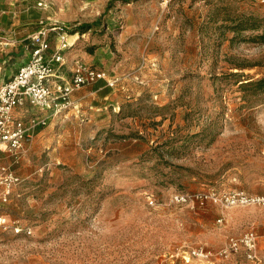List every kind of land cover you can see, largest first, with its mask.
I'll return each mask as SVG.
<instances>
[{
  "label": "rangeland",
  "instance_id": "obj_1",
  "mask_svg": "<svg viewBox=\"0 0 264 264\" xmlns=\"http://www.w3.org/2000/svg\"><path fill=\"white\" fill-rule=\"evenodd\" d=\"M242 15L264 18V0H0L1 78L40 20L65 26L70 75L105 73L61 108L17 107L45 123L0 150L21 179L0 214L23 228L0 230V264H255L242 247L179 254L248 230L264 264V202L222 199L264 195V90L246 83L264 77V43L233 29Z\"/></svg>",
  "mask_w": 264,
  "mask_h": 264
},
{
  "label": "built area",
  "instance_id": "obj_2",
  "mask_svg": "<svg viewBox=\"0 0 264 264\" xmlns=\"http://www.w3.org/2000/svg\"><path fill=\"white\" fill-rule=\"evenodd\" d=\"M42 5V2L38 3ZM45 21L40 20L41 28L28 37L27 49L29 58L23 63L15 74L6 80L0 81V150L16 156L23 147L29 131L36 125L44 124V118H34L26 122L17 115V107L29 102L40 109H58L68 103L70 94L79 87L90 84L98 79L105 78L101 69L76 61L71 69V75L65 79L60 71L65 63L63 51L70 47L65 26L54 24L46 27ZM50 32L55 34L54 46L51 45ZM21 179L10 166L0 164V202L8 201L13 189ZM206 198L217 200V196L209 193ZM175 201L185 200L184 195H173ZM201 199L202 195H193ZM225 203L246 204L251 202H264V195L248 197L244 194L227 195L222 198ZM0 230H12L15 233L23 230L18 225L9 223L4 214H0ZM244 249L248 261L261 264L257 252V235L248 230L239 236H230L226 243L215 253L204 245H195L181 251L180 256L185 263L193 258L208 259L211 256L226 258Z\"/></svg>",
  "mask_w": 264,
  "mask_h": 264
},
{
  "label": "trees",
  "instance_id": "obj_3",
  "mask_svg": "<svg viewBox=\"0 0 264 264\" xmlns=\"http://www.w3.org/2000/svg\"><path fill=\"white\" fill-rule=\"evenodd\" d=\"M109 5L110 1L106 8H108ZM84 26H89V24H85ZM232 26L235 31H241L246 29L258 31V33L254 35L253 38L261 43H264V18H258L252 15H242L238 19V21ZM246 83L254 85L258 89L264 90V77L258 78L254 81H247Z\"/></svg>",
  "mask_w": 264,
  "mask_h": 264
},
{
  "label": "crops",
  "instance_id": "obj_4",
  "mask_svg": "<svg viewBox=\"0 0 264 264\" xmlns=\"http://www.w3.org/2000/svg\"><path fill=\"white\" fill-rule=\"evenodd\" d=\"M41 28V25H39V27H38V29L37 30H35V31H33V32H31V33H29L26 37H24V38H28L31 34H33V33H36L39 29ZM53 34H51L50 36H52ZM24 49H26L27 50V56L26 57H28L29 58V50L27 49V45L25 46V48ZM12 55H14V54H12ZM9 58H11V56H9ZM74 58V55H72V54H68L67 55V60L68 61H70V60H72ZM4 60L5 59H3L2 61H0V62H2V63H4ZM27 60L24 58L20 63H18L17 65H16V63H14V61L12 60V59H9V65H14V68L16 69V71L18 70V68L23 64V63H25ZM6 66H8V65H6ZM6 66H4L2 69H0V81H2V80H5V78H1V76H4L5 75V73H7V68L8 67H6ZM69 66V65H68ZM10 68V67H9ZM66 68H69V67H65V66H62V68H61V71H60V74H61V76L63 77V78H65V79H67V78H69L70 77V71H69V69H66ZM16 73V72H15ZM15 73H11L10 75H8V77L6 78V79H8V78H10L13 74H15Z\"/></svg>",
  "mask_w": 264,
  "mask_h": 264
}]
</instances>
